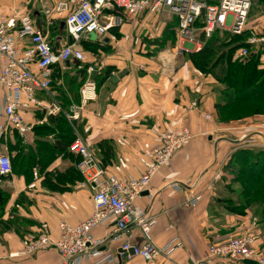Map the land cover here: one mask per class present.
Returning <instances> with one entry per match:
<instances>
[{
  "label": "crops",
  "instance_id": "obj_1",
  "mask_svg": "<svg viewBox=\"0 0 264 264\" xmlns=\"http://www.w3.org/2000/svg\"><path fill=\"white\" fill-rule=\"evenodd\" d=\"M23 1L0 0V17L15 9L27 11L49 33L56 48L64 45L67 40L59 28L60 19L53 12L49 13V6L41 2L22 6ZM174 18L147 21V31L140 28V20L127 23L118 30L117 42L107 43L109 49L88 53L86 62L94 68L99 66L100 73L107 67L113 69L112 77L124 70L127 72L113 88L108 87L112 77L100 86L97 99L86 106L75 123L78 133L96 148L99 159L120 178L143 174L141 158L160 143L167 130L182 125L190 127L194 138L153 177L151 193L141 195L137 204L158 219L152 231L158 247L168 245L176 237L182 242L171 257L162 256L158 264H194L199 259H208L211 244L247 231L257 234L259 244L264 246V221L254 210L247 209L246 214L240 215L227 211L221 203V199L231 193L227 184L232 176L225 166L232 155L240 149H264V116L256 115L230 124L218 121L215 104L219 98L214 81L203 77L185 56L177 57L171 50L175 44L156 49L154 41L163 36L164 26ZM155 24L159 25L158 33L154 32ZM126 35L130 39H126ZM137 36L139 43L134 42ZM78 70L77 66L61 70V83L65 75L76 74ZM84 77H89L88 73ZM54 95L52 91H37V97L46 104L58 103ZM2 97L3 91L0 92V126L6 123ZM194 100L199 101L201 110L212 115V121L205 119L198 110L189 111ZM77 103L80 101L72 105ZM33 109L36 108L22 110L24 119L32 125L24 137L18 131L25 144L35 140L33 127L49 119L45 108L43 118ZM14 132L11 129L1 141L2 150L10 156L15 155L9 148L15 141ZM49 139L52 136H48ZM74 158L58 155L48 169L67 174L75 166ZM64 178V183L56 188L46 185L45 178L40 175L30 183L13 173L0 179V191L6 201L3 219L7 222V228L0 232V264H59V253L54 248L31 258L21 257L19 251L39 233L42 223L50 225L55 239L59 235L60 221L77 224L92 214L90 187L80 180L73 182L69 176ZM173 181L182 185L183 191L168 188ZM233 188L240 186L236 183ZM193 196L199 197L197 205L187 204ZM93 234L105 241L102 249L117 255L115 262L104 264H147L136 251L118 254L127 243L138 250L142 247L143 238L138 230L130 237L115 232V223L109 222L96 227ZM118 234L119 238L113 240ZM81 264H94V260L84 258ZM211 264L231 263L217 258ZM232 264L245 263L235 261Z\"/></svg>",
  "mask_w": 264,
  "mask_h": 264
},
{
  "label": "built area",
  "instance_id": "obj_2",
  "mask_svg": "<svg viewBox=\"0 0 264 264\" xmlns=\"http://www.w3.org/2000/svg\"><path fill=\"white\" fill-rule=\"evenodd\" d=\"M256 1L219 0L213 4L208 0H24L22 6L39 2L48 5L49 13L53 12L59 17L67 41L56 48L49 33L27 11L15 9L0 17V92L3 91V113L6 118V123L0 126V174L12 173L11 156L2 150L3 137L13 128L23 137L32 129V125L24 119L22 110L45 108L48 115L54 116L62 110L56 102L46 104L40 100L37 91L52 90L53 76L58 67L61 70L75 68L73 61L78 60L81 62L78 69L85 68L87 56L79 44L83 38H91L95 34L96 39L108 38L109 43L117 42L118 30L127 23L140 20V28L147 31V21L176 17V42L171 50L177 57H182L185 52H197L203 47V41L198 39L201 32L205 39L210 38L216 29L241 34ZM199 18L203 20L201 27L196 26ZM153 27L154 32L158 33L159 25ZM142 30L140 32L144 33ZM125 38L130 39V36L126 35ZM134 42L139 43L140 37L137 36ZM247 43H264V35L253 30ZM247 54L248 49L244 48L237 57ZM86 70L90 75L96 69L89 66ZM80 96V103L71 105L67 113L72 123L80 118L81 112L90 102L97 99L96 80L87 77L80 88ZM196 110L205 119L213 120L210 113L201 110L198 100L192 101L189 107L190 112ZM45 121L47 119L41 123ZM76 134L70 144V151L78 157L76 166L83 176L84 185L91 189L93 212L77 224L60 221L59 235L55 239L52 238L50 225L42 223L39 233L28 240L19 255L31 258L54 248L59 253V264H81L84 258L93 259L94 264L115 262L117 255L102 249L105 241L93 234L96 227L114 222L117 233H126L131 237L138 230L142 235V247L138 250L127 243L121 247L126 252L134 248L147 264H158L162 256L171 257L182 246V242L176 237L168 245L158 247L152 236L158 219L138 206L137 200L141 195L151 193L153 177L167 167L174 154L194 138L190 127L182 125L167 130L160 143L141 158L143 174L133 178H120L110 172L102 165L96 148L77 129ZM33 175L39 177L38 168L33 169ZM168 188L183 191L182 185L175 181L169 183ZM198 202L199 197L193 196L187 204L197 205ZM119 235L113 240L118 239ZM217 258L231 264L245 259L264 264V246L259 244L257 234L247 231L227 241L211 244L208 259H199L194 264H211Z\"/></svg>",
  "mask_w": 264,
  "mask_h": 264
},
{
  "label": "trees",
  "instance_id": "obj_3",
  "mask_svg": "<svg viewBox=\"0 0 264 264\" xmlns=\"http://www.w3.org/2000/svg\"><path fill=\"white\" fill-rule=\"evenodd\" d=\"M208 2L215 4L219 0H208ZM255 4L261 5L264 9V0L256 1L253 6ZM177 25L176 17L166 23L163 36L154 41L157 51L175 44ZM202 25L203 20L199 18L196 26L201 27ZM251 32L252 27L248 25L241 34L216 29L208 39H205L204 33L201 32L198 39L203 41V47L197 52L184 53L186 59L198 69L203 77L211 78L214 81L215 91L219 98L215 104L217 118L223 123H230L232 120L227 118L232 114V109L236 110L242 106L248 108L235 114L240 118L264 114V43L257 45L247 43ZM79 44L86 56L88 53H97L100 49L110 48V45L101 39L83 38ZM244 48L248 49V54L237 57ZM90 65L91 63H84L85 68ZM95 68L98 70L96 82L99 89L112 77L113 69L107 67L103 73H100L99 66ZM85 80L86 77L81 79L76 73L65 75L64 81L61 83V70L60 68L56 70L51 91L55 92L54 97L62 106V111L56 114L53 121L47 119V123L33 127L32 134L35 135V140L32 144H25V140L20 137L18 130L13 128L15 141L9 145L10 151L15 153L11 156L13 174L24 177L26 182L30 183L34 178L33 169L36 167L39 170V175L45 178L44 183L50 188L62 185L65 176H69L73 182L75 180L83 181V176L76 166L78 157L70 151V144L77 135L76 123H72L68 119L67 113L73 103L80 101V88ZM33 110L39 118L45 116L43 109ZM48 136H52V139L48 140ZM58 155L76 157L74 158L75 166L67 174L48 169L50 164L58 158ZM101 163L107 168L102 160ZM225 170L232 176L227 184L231 188V193L221 199L222 205L227 211L240 215L246 214L247 209L251 207L260 208L261 210L255 209L258 212H254L260 220L264 221V149L236 151L225 166ZM9 175L0 174V179ZM236 183L240 186L239 189L233 188ZM259 183L261 187L255 188L254 186ZM60 188L66 189L65 187ZM259 197L261 198L259 199ZM5 204L6 201L2 195V199H0V232L7 228V222L3 219ZM257 204L260 206L257 207ZM241 261H244L245 264H260L252 259Z\"/></svg>",
  "mask_w": 264,
  "mask_h": 264
},
{
  "label": "rangeland",
  "instance_id": "obj_4",
  "mask_svg": "<svg viewBox=\"0 0 264 264\" xmlns=\"http://www.w3.org/2000/svg\"><path fill=\"white\" fill-rule=\"evenodd\" d=\"M247 23L248 24H246V25L252 27V31L255 30L259 35H264V9L261 7V5L255 4L253 6V8H252V10H251V12L249 14ZM59 28H62V34L63 35H66L65 30L63 28V25L60 24ZM95 36H96L95 34H92V37L91 38H93ZM244 108H248V107L247 106H242L241 108L236 109V110L235 109H232V114L227 118V119L232 120L230 123L237 122V121H242L245 118H249V117L256 116V115H253V116L248 115L249 117H244L243 116V118H240L239 116L235 115L239 111H242ZM261 115L264 116V114H261ZM254 187L255 188L261 187V184L259 183V184L255 185ZM260 198L261 197H259V199ZM258 203L261 205L260 202H258ZM260 205L257 204L256 206L259 207ZM251 208L254 211L261 210L260 208H253V207H251ZM256 212H258V211H256Z\"/></svg>",
  "mask_w": 264,
  "mask_h": 264
},
{
  "label": "water",
  "instance_id": "obj_5",
  "mask_svg": "<svg viewBox=\"0 0 264 264\" xmlns=\"http://www.w3.org/2000/svg\"><path fill=\"white\" fill-rule=\"evenodd\" d=\"M202 14H204V10H203V12H202ZM95 37H93V39H94ZM103 41L104 42H106V43H109V39L108 38H104L103 39ZM73 63L76 65V66H79L80 64H81V62L80 61H78V60H74L73 61ZM126 70H124V71H122V72H120V73H118V74H116V75H114L111 79H110V81L108 82V87H111V88H113L114 87V85L126 74ZM77 73L78 74H80V76H81V78H83L85 75H86V73H87V70H86V68H81V69H79L78 71H77ZM97 74H98V71L97 70H95V71H93L90 75H89V78L90 79H92V80H96V76H97ZM54 115L53 114H50L49 115V119L51 120V121H53L54 120ZM0 199H2V194H1V192H0ZM124 252H126L124 249H120L119 250V253H124ZM128 252L130 253V254H134V249L133 248H130L129 250H128Z\"/></svg>",
  "mask_w": 264,
  "mask_h": 264
}]
</instances>
